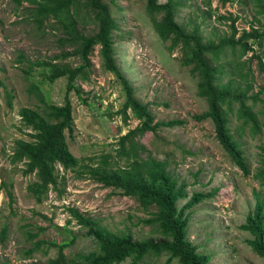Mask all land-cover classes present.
<instances>
[{
  "label": "rangeland",
  "instance_id": "1",
  "mask_svg": "<svg viewBox=\"0 0 264 264\" xmlns=\"http://www.w3.org/2000/svg\"><path fill=\"white\" fill-rule=\"evenodd\" d=\"M168 1L159 0L163 4ZM173 1L176 21L188 31L198 29L205 40L218 43L231 37L232 19L236 40L244 30L264 31V0H229L225 4L222 0ZM105 2L118 26L113 32L116 61L134 86L137 98L148 105L156 121L183 122L140 137L147 148L144 156L166 160L179 180L188 184L189 195L215 193L190 211L189 239L200 253L210 256V264H264L247 243L252 235L241 228L256 206L255 193L264 196V185L255 177L264 156V103L246 101L257 116L258 132L238 118L239 103L229 111L232 133L252 169L245 176L218 142L213 122L194 119L207 112L209 104L198 95L197 77L181 65L180 47L170 50L171 43L157 34L146 1ZM32 9L26 2L17 5L14 0H0V264L47 263L57 257L58 249L49 244L28 257L27 251L39 241L60 244L73 240L65 250L69 259L97 250L88 228L79 225L69 212L72 208L117 234L129 233L137 240L160 238L155 227L142 223L155 209L144 211L135 198L87 177L80 178L58 165L60 176L65 178L60 190L65 188V192L59 197L56 190H51L38 201L28 190L36 181L35 175H26L23 163L12 162L16 142L31 140V131L23 126L19 111L31 108L44 113L46 104L61 106L66 100L68 79L50 83V68L35 63L82 64L78 56H64L74 48L61 42L64 34L54 21L48 20L40 27ZM87 15L85 9L78 15L79 29L93 35L97 28ZM249 46L254 51L244 55L240 47H228L213 64L222 71L221 83H231L234 92L253 86L248 93L252 97L264 87V72L259 65L260 58L264 63V40L250 39ZM99 49L96 47L91 56L93 67L86 70L89 81L79 78L76 82L87 93L84 98L88 104L74 93L70 95L75 127L73 133L67 132V142L79 159L111 155L116 158L114 164L124 165V159L118 156L119 138L135 129L139 121L131 110L124 109L123 87L116 74L103 68ZM21 55L23 61L19 60ZM10 96L12 107L8 105ZM7 192L13 194V203ZM4 228L7 236L3 239ZM29 233L37 234V238L30 240ZM168 258L166 254L149 257L141 264H166ZM130 263L128 260L123 264ZM168 264L179 262L175 259Z\"/></svg>",
  "mask_w": 264,
  "mask_h": 264
},
{
  "label": "trees",
  "instance_id": "2",
  "mask_svg": "<svg viewBox=\"0 0 264 264\" xmlns=\"http://www.w3.org/2000/svg\"><path fill=\"white\" fill-rule=\"evenodd\" d=\"M148 14L153 18V26L164 42H170V50L180 47L182 51L181 65L190 68V72L198 79V95L206 99L209 104L207 112L195 115L199 122L211 120L215 126L216 138L223 149L245 176L252 172L251 165L239 141L235 139L230 127L229 111H233L235 103H239L238 118L245 125L252 124L254 132L260 130L256 114L246 101L255 102L264 99V87L252 97L248 93L253 86L243 92L233 91L232 84L221 83V69L214 65L220 56L230 47L241 48L242 54L252 50L249 40L254 42L264 40V31L252 28L251 32L243 31L236 40L235 19L233 20L231 37L222 38L218 43L205 40L198 29L188 31L175 18L176 3L170 0L160 3L159 0H145ZM229 0H222L225 4ZM17 5L29 3L33 9L34 21L42 27L48 20H53L58 29L63 31L61 42L74 48L71 53L80 57L82 64L72 67L68 64L35 63L37 67H48L50 71L47 80L55 83L60 78H67V95L63 105L46 104L45 112L22 108L19 111L22 124L31 131L30 141L19 140L15 144L12 162L23 163L26 175H35L36 181L29 185L28 190L38 200L42 201L51 190H56L59 197L65 192L60 185L65 184V178L58 172V165L64 171L76 172L80 178L87 177L102 184L106 188L119 190L124 196L135 198L144 211H151L150 218L142 220L145 225L156 228L160 238L137 240L129 233L117 234L99 224L91 217H87L79 210L72 208L69 212L79 225L88 228V235L93 237L98 248L88 254H78L69 259L65 254L72 241L37 242L27 251L31 257L42 245L49 244L58 249L56 258L47 263L32 264H123L131 260L130 264H141L149 257L159 258L168 255L166 264L177 259L179 264H210V256L199 252L198 247L189 239L190 211L215 193L196 192L189 195L188 184L180 181L170 169L166 160H159L148 154L147 148L140 143L139 138L147 133H157L163 129H172L182 125V121H156L148 105L143 104L136 96V90L123 75L117 61L114 48L113 32L117 30V23L112 16L109 5L105 0H14ZM85 9L94 22L97 31L93 35H86L79 29L78 15ZM160 16V18L156 17ZM96 47L103 68L116 74L125 92L124 109L131 110L139 121L138 126L119 138L118 156L124 159V165L113 163L116 160L111 155L100 158L75 157L67 142V132L74 131V107L70 95L74 93L78 99L88 104L84 98L87 93L82 86L76 84L79 78L89 81L86 70L93 67L91 56ZM255 55V54H254ZM20 61L24 56H20ZM260 69L264 72V63L259 60ZM13 97L8 99V105L13 106ZM118 161V160H117ZM114 164V165H112ZM256 179L264 185V156L255 174ZM7 195L13 203L11 192ZM256 206L248 215L241 228L252 235L247 241L252 250L264 259V196L255 193ZM180 202H185L180 206ZM2 238L7 236V228L3 229ZM37 234L29 233V239L34 240Z\"/></svg>",
  "mask_w": 264,
  "mask_h": 264
}]
</instances>
